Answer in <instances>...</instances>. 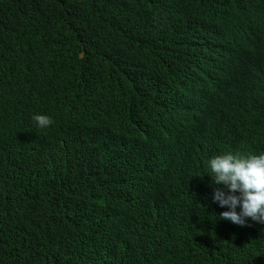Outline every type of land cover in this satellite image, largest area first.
Listing matches in <instances>:
<instances>
[{
	"label": "clouds",
	"instance_id": "9594fccd",
	"mask_svg": "<svg viewBox=\"0 0 264 264\" xmlns=\"http://www.w3.org/2000/svg\"><path fill=\"white\" fill-rule=\"evenodd\" d=\"M100 8L104 28L133 36L141 45L138 54H165V70H147L101 31L104 44L95 49L81 26L54 28L36 65L43 99L19 106L0 99V179L27 183L28 173H41L36 187L49 204L51 192L76 191L71 176L89 189L103 185L107 195H125L115 205L91 206L75 197L53 202L70 224L86 227L87 234L76 237H105L123 263L130 261L131 237H158L177 218H188L192 236L205 240L192 227L209 214L193 215L189 208L195 204L211 206L233 234L264 249V0H102ZM85 54L98 65L107 59L109 76L116 74L126 94L93 109L95 123L81 129L92 106L90 86L69 84ZM241 127L253 129L249 143L259 150L232 154L213 148ZM135 129L141 138L126 144L124 137ZM17 145L28 147L26 162L5 159ZM43 157L54 161L39 169ZM72 203L77 213L69 210ZM106 207L124 225L104 227L108 235L101 222ZM37 242L66 248L59 217L46 215ZM228 254L220 263L227 264Z\"/></svg>",
	"mask_w": 264,
	"mask_h": 264
},
{
	"label": "trees",
	"instance_id": "16d2710c",
	"mask_svg": "<svg viewBox=\"0 0 264 264\" xmlns=\"http://www.w3.org/2000/svg\"><path fill=\"white\" fill-rule=\"evenodd\" d=\"M101 1L0 0V99L13 106H19L23 102L34 104L43 99V95L38 91L37 83L41 81V76L36 65L43 49L42 44L45 42L43 39L54 28L67 30L69 27L81 26L86 44L93 48L104 44L99 34L101 31L105 40L115 42L118 50L127 51L126 56L139 62L147 70H165V54L157 59L147 52L138 54L141 45L133 36L108 30L101 25ZM30 49H33L34 53L27 54ZM90 55L85 54L83 61L75 66L79 76L69 84L75 86L86 81L90 86L92 106L80 122L81 129H88L95 123L93 109L100 111L109 100L124 97L126 94L124 88L118 84L116 74L109 76L107 59L98 65L90 61ZM133 123L136 124L135 117ZM3 128V123H0V131ZM139 135L141 131L135 129V132H130L124 137V142L129 144L141 138ZM253 136L251 127L236 128L227 138L216 141L213 148L219 146L232 154H239L244 150H259L258 145L249 143ZM83 141H86L84 136ZM49 144L47 135L43 147L46 148ZM81 147L82 144L74 145L73 154L79 153ZM31 156L27 146L17 145L11 147L5 159L26 162ZM1 159L3 158L0 157ZM53 161L52 157H43L39 169L49 168ZM57 172L58 170L54 169L49 174ZM40 175L42 174L28 173L27 183L9 178L0 179V264H223L220 259L227 250L229 254L224 260L227 264H264L263 248L247 245L248 242L242 236L231 232L227 220L219 219V214L215 215L211 206L202 204H195L189 209L193 215L209 214L202 220L204 224L192 227L198 230L205 240L192 236L188 218H177L167 231H163L158 237H149L147 234L131 237L127 242L132 250L130 261L123 263L114 254L116 247L109 245L105 237H76L86 235V227L70 224L66 215L53 207V202L56 197H75L91 206L101 203L115 205L123 200L125 195H107L103 185L89 189L78 177L71 176L76 191L51 192L47 195L49 204L41 197L36 187L35 179ZM69 210L77 213L79 207L72 203ZM218 210L219 208L215 211ZM49 212L61 219L65 229L66 248L62 251L52 247H39L37 244L38 236L43 232V219ZM101 222L102 230L107 235L104 227L109 230L124 227L111 217L109 207L102 213Z\"/></svg>",
	"mask_w": 264,
	"mask_h": 264
},
{
	"label": "bare ground",
	"instance_id": "6f19581e",
	"mask_svg": "<svg viewBox=\"0 0 264 264\" xmlns=\"http://www.w3.org/2000/svg\"><path fill=\"white\" fill-rule=\"evenodd\" d=\"M172 128H174V130L176 129L174 125L172 126Z\"/></svg>",
	"mask_w": 264,
	"mask_h": 264
}]
</instances>
